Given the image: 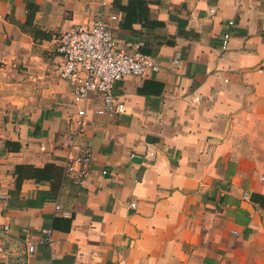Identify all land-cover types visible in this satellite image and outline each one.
Returning <instances> with one entry per match:
<instances>
[{
  "label": "crops",
  "instance_id": "1",
  "mask_svg": "<svg viewBox=\"0 0 264 264\" xmlns=\"http://www.w3.org/2000/svg\"><path fill=\"white\" fill-rule=\"evenodd\" d=\"M101 4L0 0V264H264V0H107L119 46L161 69L116 84L122 114L91 95L75 184L55 37Z\"/></svg>",
  "mask_w": 264,
  "mask_h": 264
},
{
  "label": "built area",
  "instance_id": "2",
  "mask_svg": "<svg viewBox=\"0 0 264 264\" xmlns=\"http://www.w3.org/2000/svg\"><path fill=\"white\" fill-rule=\"evenodd\" d=\"M101 3L102 8L92 24L74 27L55 37L64 63L54 66L53 70L70 84L73 103L80 107L76 128L65 138L69 150L65 175L75 184H83L94 160L92 149L81 142L85 133V105L91 95L100 96L103 103L101 113L109 116L122 114L126 105L116 92V84L126 77L143 76L147 72H158L161 69V64L154 57L139 52L130 53L119 46L109 22L118 17L107 16V0H101ZM228 39L226 36L225 49ZM245 195L248 199V195ZM5 229L8 230V226ZM43 234V243L52 248L55 243L52 230L45 229ZM30 251H35L34 246H30Z\"/></svg>",
  "mask_w": 264,
  "mask_h": 264
},
{
  "label": "trees",
  "instance_id": "3",
  "mask_svg": "<svg viewBox=\"0 0 264 264\" xmlns=\"http://www.w3.org/2000/svg\"><path fill=\"white\" fill-rule=\"evenodd\" d=\"M251 200L255 204H258L261 208L264 209V195H261V194H253L252 197H251Z\"/></svg>",
  "mask_w": 264,
  "mask_h": 264
},
{
  "label": "rangeland",
  "instance_id": "4",
  "mask_svg": "<svg viewBox=\"0 0 264 264\" xmlns=\"http://www.w3.org/2000/svg\"><path fill=\"white\" fill-rule=\"evenodd\" d=\"M247 141H248V143H250V144L252 143V142L249 141V140H247ZM251 145L255 146V144H251ZM263 180H264V179H263ZM245 196H246V195H245ZM245 196H244V197H245ZM245 199H246V198H245ZM248 199H249V198H248Z\"/></svg>",
  "mask_w": 264,
  "mask_h": 264
}]
</instances>
